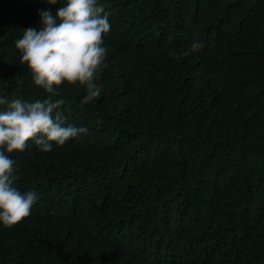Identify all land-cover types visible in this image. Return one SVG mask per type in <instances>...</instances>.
Returning <instances> with one entry per match:
<instances>
[{"label":"trees","instance_id":"obj_1","mask_svg":"<svg viewBox=\"0 0 264 264\" xmlns=\"http://www.w3.org/2000/svg\"><path fill=\"white\" fill-rule=\"evenodd\" d=\"M100 2L101 94L52 97L87 134L9 153L38 199L0 226V264H264V0ZM58 5L0 0V96L51 95L13 40Z\"/></svg>","mask_w":264,"mask_h":264},{"label":"clouds","instance_id":"obj_2","mask_svg":"<svg viewBox=\"0 0 264 264\" xmlns=\"http://www.w3.org/2000/svg\"><path fill=\"white\" fill-rule=\"evenodd\" d=\"M58 0H47L57 5ZM38 26L29 25L13 40L19 62L31 74L32 82L51 95L32 101L0 96V226L10 227L29 214L38 199L34 190H19L15 185L17 167L9 155L34 144L42 152L53 143L63 145L70 138L87 134L84 125L64 124L59 106L63 98L53 99L62 82L83 87L80 103L86 104L101 94L96 74L106 54L103 35L110 28L100 0H59L53 8L36 10ZM203 46L193 40L195 51Z\"/></svg>","mask_w":264,"mask_h":264}]
</instances>
